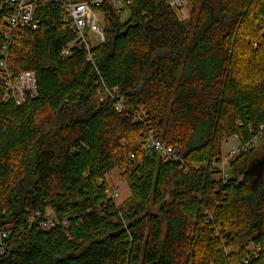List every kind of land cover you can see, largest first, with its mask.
I'll use <instances>...</instances> for the list:
<instances>
[{"label":"trees","instance_id":"1","mask_svg":"<svg viewBox=\"0 0 264 264\" xmlns=\"http://www.w3.org/2000/svg\"><path fill=\"white\" fill-rule=\"evenodd\" d=\"M170 1L98 8L97 69L84 48L60 54L78 34L58 3L39 0V28L15 31L9 67L34 71L38 95L17 105L0 94V264H245L247 241H264V174L248 171L255 147L225 182L204 165L264 124V0H188L189 20ZM5 42L0 31V57ZM100 77L129 112L99 102ZM141 109L148 125L132 119ZM146 130L179 146L188 169L146 155ZM116 170L131 190L118 205L105 200ZM48 207L69 225L32 221ZM248 264H264V248Z\"/></svg>","mask_w":264,"mask_h":264},{"label":"built area","instance_id":"2","mask_svg":"<svg viewBox=\"0 0 264 264\" xmlns=\"http://www.w3.org/2000/svg\"><path fill=\"white\" fill-rule=\"evenodd\" d=\"M39 0H0V10L6 12L7 25L0 31L3 33L6 42L2 46V54L0 57V94L1 102H14L17 105H22L29 98H34L38 95V78L34 71L23 70L13 71L8 64V56L11 40L15 37V31L18 28H27L30 30H37L39 28V21L36 16L37 3ZM50 2L58 3L66 16L63 22L71 25L72 29L78 34L77 38L64 46L60 52L62 56H69L73 53L75 48H84L86 50L87 61L91 62L95 68L96 64L92 57V50L106 41L105 34V17L98 8L103 6L106 2H111L114 6H120L124 3H130V0H49ZM188 0H172L170 6L175 10L183 9ZM260 26V25H259ZM264 33V31H263ZM256 46V43H253ZM99 73V71H98ZM100 74V73H99ZM97 84V98L99 102L111 100L114 108L118 113L129 112L125 105V97L122 94L115 93L105 83L102 77ZM134 122L148 125L150 122V115L147 110L141 109L137 112L131 113ZM252 128V126H251ZM253 129V128H252ZM264 124L259 126L258 132L252 139L245 143H240L237 136H233L237 143H235L227 153L222 154L219 158H215L212 162H204V165L210 166L216 172V178L221 182H225L230 177V165L243 153L249 151L258 144L262 138V131ZM126 142L123 141L122 144ZM142 151L146 155L158 154L165 160L180 162L181 168L185 170L188 166L180 154V147L169 145L160 140L152 130H146L144 133ZM203 163H193L192 167L200 169ZM114 171H110L106 178L109 181V188L106 190L105 200L118 205L117 198L119 196V187L113 184ZM100 184L103 179H100ZM127 182V181H126ZM42 215L37 213L32 221L38 220L40 228L49 230L57 225L68 226L67 218L60 219L54 213L46 210L44 219ZM9 235L8 230L0 231V254L5 251L3 240ZM257 235V234H256ZM254 236V238L256 237ZM264 248V241L256 242L253 238L247 241V249L249 254L244 259V263L248 264L251 260L258 258ZM228 251H231L228 249Z\"/></svg>","mask_w":264,"mask_h":264},{"label":"rangeland","instance_id":"3","mask_svg":"<svg viewBox=\"0 0 264 264\" xmlns=\"http://www.w3.org/2000/svg\"><path fill=\"white\" fill-rule=\"evenodd\" d=\"M190 4L189 2H187V4L185 5V7L183 9H178V11H176L178 17L182 20H189L191 17V13H190ZM128 15V11H126V18ZM0 29H2V27L0 26ZM124 141V140H123ZM237 143V140H235L233 137H230L229 139H227L224 143H223V148H222V154H225L229 151V149L235 144ZM126 144V143H125ZM128 155V153H126ZM264 155V141L261 142L260 140L258 141V144L255 146V150L253 153V158H257V157H261ZM115 175H114V179H113V184L119 187L120 193L119 196L117 198V202L118 204H122L125 200H127L130 195H131V190L129 185L126 182V179L123 178V176L121 174H119V171H114ZM260 174H264V173H260Z\"/></svg>","mask_w":264,"mask_h":264},{"label":"water","instance_id":"4","mask_svg":"<svg viewBox=\"0 0 264 264\" xmlns=\"http://www.w3.org/2000/svg\"><path fill=\"white\" fill-rule=\"evenodd\" d=\"M262 164L264 165V161L259 163V162L252 160L248 166V171L251 172L252 174H260L263 171L257 168L259 165H262Z\"/></svg>","mask_w":264,"mask_h":264},{"label":"flooded vegetation","instance_id":"5","mask_svg":"<svg viewBox=\"0 0 264 264\" xmlns=\"http://www.w3.org/2000/svg\"><path fill=\"white\" fill-rule=\"evenodd\" d=\"M253 160L256 162H259V163L263 162L264 161V155L261 157L254 158ZM257 169H260L261 171H263L262 173H264V165L263 164L259 165Z\"/></svg>","mask_w":264,"mask_h":264},{"label":"crops","instance_id":"6","mask_svg":"<svg viewBox=\"0 0 264 264\" xmlns=\"http://www.w3.org/2000/svg\"><path fill=\"white\" fill-rule=\"evenodd\" d=\"M46 210L50 213H54L51 207H48Z\"/></svg>","mask_w":264,"mask_h":264}]
</instances>
